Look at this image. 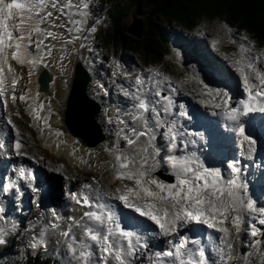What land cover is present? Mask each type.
<instances>
[{
    "label": "snow or ice",
    "instance_id": "obj_1",
    "mask_svg": "<svg viewBox=\"0 0 264 264\" xmlns=\"http://www.w3.org/2000/svg\"><path fill=\"white\" fill-rule=\"evenodd\" d=\"M91 5L92 0H0V105L7 107L9 99L12 104L17 99L24 102L30 99L23 93L17 96L16 87L22 77L17 75L11 62L29 66L28 77L31 78L33 70L45 62L46 56H51L54 48V45L49 46L51 41L62 40L66 46L77 40H87L86 32H97L95 25H88ZM100 22L97 18L96 24ZM244 39L247 41V37ZM85 46L80 44L81 48ZM234 65L248 93L243 109L249 111L255 104H264V51L254 52L251 42L241 44L240 57ZM149 71L152 75L147 79L137 77L134 81L136 90L132 96L138 101L134 106L137 111L130 120L119 121L122 127L117 135L124 144L111 165L116 181L131 183L114 186L110 194L103 191L95 176L92 183L83 185L88 191L75 195L76 203L87 209L74 222L81 230L79 236L71 229L62 232L68 238L66 247L71 256L76 264H144L145 260L147 264H233L234 261L236 264H264V209L259 210L260 218L245 226V212L254 210V205L243 198L244 185L238 181L240 168L231 164L228 166L230 174L226 175L220 169L175 154L176 136L171 127L167 133L168 152L161 156L159 148L153 149L157 132L165 135L161 130L167 122L162 116L172 107V99L160 90L161 84L167 83L170 91L176 89L167 76L161 79L159 71ZM33 104L28 105L31 116L38 125L43 122L42 134L51 135L48 117L42 115L45 104H36L35 100ZM222 104L226 105L227 101L215 107ZM13 115L20 113L17 111ZM225 115L237 120L239 111L230 110ZM8 124L15 128L11 119ZM239 132L248 140L243 125ZM56 135L59 137L62 133ZM4 146L0 141V149ZM14 146L17 155L26 154L21 151L25 144L18 131ZM81 162L87 163L82 158ZM161 162L171 169L173 180L170 183L161 182L152 175ZM113 200L158 226L155 235L174 239L167 242V248L153 250L146 239L142 242L136 231L122 226L121 217L113 210ZM53 217L61 219L55 211ZM191 222L206 225L219 234L215 240L208 238L217 253L216 258L210 257L201 240L180 233L179 229ZM51 226L57 227L54 223ZM242 231L254 239L242 245L236 257L235 239ZM7 235L0 233V245L8 242ZM30 247H47L43 233L30 242ZM257 247L255 255L259 259L253 258V253L248 251Z\"/></svg>",
    "mask_w": 264,
    "mask_h": 264
},
{
    "label": "rangeland",
    "instance_id": "obj_2",
    "mask_svg": "<svg viewBox=\"0 0 264 264\" xmlns=\"http://www.w3.org/2000/svg\"><path fill=\"white\" fill-rule=\"evenodd\" d=\"M121 5L123 7L118 8L114 13V16L119 15L121 16V19L123 18L121 24L118 23L117 26L121 29H124L125 33L131 38L137 39L135 33L138 30L134 29L133 31L135 33H132V35L128 32V28L131 27L132 23L135 22L139 25V19H142L144 22H142V25L144 24V32L146 31V19L143 13L145 11L144 9H141L140 12H136L135 9H130L128 7L126 0H92V5L90 8L92 15L88 19V25H95L98 30L94 34L88 33L90 40L85 42L86 46L83 47L80 52L76 50L78 48V43H76L75 41L68 44L69 47H67V49L62 47L57 48V51L55 48H53L51 56H46L45 62L35 68L31 78L28 77L29 70H27L25 67H20L18 69V66H15L17 67L16 71L18 70L17 72H20V77H22V79L19 81V84H17V96L22 93L26 94L27 97L30 98L27 100L30 104H33V100H35L36 104L43 102L46 107L42 115L48 117L47 123L51 125V135L46 136L52 139L53 142L59 141L60 144L69 145L68 148L75 152V155H72L73 158H76L78 160L79 165L77 166L72 165L71 161L67 159L64 160V156H61V162L65 164L66 170L71 173L75 172L73 174L77 175L76 178L80 176V174H82L81 178L83 181H80L81 185L82 183L83 185L85 183H92V178L95 176L99 181L103 191L109 194L112 192L114 186L120 187L123 183H131L127 181H116L114 179L113 169L111 165L114 161V156L119 153L124 144L122 139L117 135L119 129L122 127L119 121L130 120L131 116L134 115L137 111V109L134 107L137 100L132 96V93L136 90L134 81L137 77H143L147 79V77L152 75V72L149 71L150 69L159 71L162 74L161 79L163 76H167L171 82L172 87H174L176 91H170L167 83H162L160 90L165 95L171 94L170 92H172V95L173 93L175 94L174 98H171V96L170 98L172 99L173 105L178 106L179 110L186 107L184 105H186V103L188 102V108L184 111V118H195L194 113H196L197 115L203 114L204 111H200V108L203 109L205 107H215V105L213 106L212 104L210 106H206L207 100H209V98H207L205 91H203L205 85L210 81L212 82V86H215L214 81L216 80V78L211 74V69L216 72H220L217 74V77H220V79H217L218 83H222L224 81V79L221 80L222 77H225L226 75L230 76V83H233L235 85L234 87H236L237 85L239 91H243V93L241 94L238 93L239 97L241 95H243L244 97L246 96V94L248 95V93L243 80H241V77L236 70V66L234 65V61L239 59L240 57V45L251 42L254 52L259 53L261 51H264L260 50L258 46L256 47L251 36L247 34V32H236L222 20L214 19L212 21H209L204 19L199 23L198 28L192 32L187 31L183 26H180L178 24H173L172 26L163 24L162 26L166 28H164L163 32L166 35V43L168 44V48L160 50L161 56L158 59L151 60L139 49L125 50L123 45H116L118 41L116 40V36L114 35V28L110 18L112 16L111 14L114 7H119ZM95 17L100 19L101 22L99 24H96V21L95 23H93V19ZM108 33L112 34V38L110 40H108ZM245 37H247V41H245ZM139 39L140 38H138L137 40ZM77 41L82 42V40ZM163 42L165 41L163 40ZM49 46L51 47L52 45L50 44ZM197 56H199V60L201 61L198 60ZM77 62L83 64L85 69L91 74V77L95 76L96 81H92L89 83V86L87 88V95L91 100H95L102 105V111H99L97 122L103 130L105 140L95 149H88L80 140L72 138L68 134L67 128L64 124L63 112L72 86L74 65H76ZM117 65H119V67H117ZM44 66L47 67L55 77L54 82L52 83V87L50 86L51 94L54 93L51 96H48L47 94H40V92L37 91L34 85L29 84L35 82L37 83L36 78L38 77V75L36 71L39 72V69H42ZM119 68L122 70L120 71ZM206 71L207 74H205ZM198 75L204 78V82L198 80L197 82H193L195 80L193 77H197ZM96 82H98L99 85ZM118 91H120V93H118ZM221 97V94L218 95V99H221ZM234 97L233 100H235ZM173 100H175V102H173ZM8 101V108L6 107L5 118L9 120L10 118H13V116H16L13 115V112L20 111L23 116V123L25 126L22 125L21 128L17 127L18 131L27 134L28 132H30L31 127L34 128L35 136H32L33 138H31L33 142H31V145L29 144V146L25 149L23 148V150L27 152V156L30 157L28 162H30L31 164H35L34 160L37 161V159L39 158V156L36 157V152H38V149H40L41 151H39V155L45 156L47 158V160L45 161V165H47V167H51V169L55 171L58 170V172L63 174L61 164L52 165L55 163V160L58 159L54 157V154L53 156L51 154L55 145L52 147V144L51 146L48 144V137H46L45 143L43 145L40 143L41 140L37 134L40 129L38 128L39 125L37 123L32 124V121L34 120L33 117H31V119L28 118L30 111L28 109H24V106V108H22L24 101H20L19 99H17V103L15 104H12L10 99ZM177 101L181 103V105L177 104ZM161 103L163 104L162 101ZM164 103H166V101H164ZM20 104H22L21 110H18ZM33 106H35V104H33ZM222 106L224 109H226L227 105L222 104ZM231 106L232 105H230L226 110H228ZM11 107L13 109L12 112H10ZM173 110L174 109L171 108L168 114H164L162 116V119L167 122L166 124H168L167 120L171 117L169 115L176 112V109L174 111ZM228 111H230V109ZM206 117L207 120L211 119L209 114H207ZM199 121L201 122V126L203 127H212L211 123H216L215 121H213L206 124L202 120ZM166 124L165 127L161 130L163 133H165V135L162 136L160 132H157V138L153 142V149L159 148L160 150H162V148L164 149L165 145L169 148V136L167 135V133L170 127L172 128V131L176 128V122H169V124L172 126L168 128L166 127ZM179 127L180 129H182V127L184 126L181 124L179 125ZM233 127L235 128V125ZM185 129L187 131H189V129H192V132L196 130L195 128ZM8 131L10 132V128L8 129ZM57 132L62 133V136L58 137L56 135ZM21 140L25 141L26 138L21 137ZM61 141H64L65 143H61ZM28 143H30L29 140ZM204 146L206 147V145ZM184 147L186 146H183V150ZM45 148H49L51 151ZM196 149L197 147H195V150ZM180 152L179 154H175L190 158V156L188 155H183L185 152ZM165 154L166 153H164L163 151L160 152L161 156H164ZM81 158L84 161H87V163L81 162ZM157 159H159V157H157ZM190 159L197 161L204 166H208L211 164L213 168L216 167L217 169L224 168L227 165L228 161H222L223 165L225 166H222V164L217 165L209 159L207 162L205 157L201 154L194 155ZM158 171L170 175L172 177L170 182H172L173 176L171 174L170 167L161 162L155 167L152 173V175L159 181L170 183L160 180L156 175ZM222 172L224 173V171ZM65 176L66 179L63 180L64 182L75 179L74 176ZM255 178L257 179L256 176ZM251 180L253 181V179ZM251 180L248 181L250 185L247 184L245 179L243 180L244 183H242L248 190L250 188V191L255 190V192L257 193L255 197L251 196L252 199H249V195H247L244 190L242 191L245 201L247 202V200L249 199L248 201L254 205V210H248L249 213H247V211L245 212V214H249V216L247 217L245 215V226L249 225L252 222H255L258 218H260L259 210L262 209V207H260L261 203H258L256 205L255 201L257 196L259 197V199L261 198L262 194L264 193V188L262 186H257L258 184H256V186H253ZM83 185L80 188H82ZM61 186L64 189L63 184ZM84 190L88 191L86 189ZM3 191L4 190L0 188V192ZM73 191H76V189ZM59 192L60 194L65 195V197H61V199L64 200L67 197V193H69L70 191L65 192L64 190H59ZM35 197L39 199V196ZM262 200H264V198ZM111 204L113 206V210H115V207L117 206L126 208L119 201L113 200L111 201ZM63 207V212L66 213L67 216L58 220L59 224H56L57 227L51 226L53 222H57V220H54V218L52 219V217L51 219H45V217L42 216L46 213V211L44 212L43 209L41 212L42 217H40V219H37V222H29V225H33L28 229L27 234L24 233L23 230L20 232V234L18 232H13V230H9L8 232H6L8 233V235L5 238L8 242L5 245H0V261H6L7 263L11 264H19L21 262V258L23 257H28L30 255H44L47 256V258L52 262L55 261V263L68 264L69 260H71L72 264H76L75 259H73L71 253L69 252V249L66 247V241L68 238L64 237L62 235V232L71 229L74 235L79 236L81 230L80 228L75 226L74 222L80 219H78L77 217L79 213L80 215L83 213V208L81 207L82 210L74 208L70 200ZM8 209L4 210V213L7 216V213L9 212ZM34 210H37V208H34ZM9 217L10 216H8V218ZM8 222L6 224H8ZM60 224H64L65 226ZM189 224L192 225L193 222ZM184 228L186 229L188 227ZM0 233H4V230L0 231ZM41 233H43V238L47 242V247L32 249L30 247V242L33 241V239H39ZM9 236L16 238L10 239L8 238ZM151 236L153 237V235ZM145 239L146 238H144V240ZM253 239L254 238H252L250 235H246L245 232L242 231L239 234V238L235 239L234 255L236 257H239L242 251V245H247L248 242L252 241ZM20 243H22V245L19 248L18 245ZM248 251L250 253H253V258L259 259V257L255 255L258 251V247L255 249L249 248ZM212 258L216 257L212 256ZM93 259H95V257ZM233 264H236V262L234 261Z\"/></svg>",
    "mask_w": 264,
    "mask_h": 264
},
{
    "label": "bare ground",
    "instance_id": "obj_3",
    "mask_svg": "<svg viewBox=\"0 0 264 264\" xmlns=\"http://www.w3.org/2000/svg\"><path fill=\"white\" fill-rule=\"evenodd\" d=\"M141 25H142V22L140 21L138 26L141 27ZM197 58L199 60V56H197ZM199 61H201V60H199ZM11 63L13 64V67L18 66V69L20 67H22V66L16 64L14 61L11 62ZM23 67H25L27 70H29V66L25 65ZM15 68L17 69V67H15ZM17 71H16L17 75L20 76L21 75L20 72H17ZM196 71H197V69H196ZM37 72L38 71H36V73ZM211 74L214 75L213 77L216 78V80L214 81L215 86L220 85L221 83H218V81H217V79H220V77H217L218 73L217 72H213V73L211 72ZM37 75H38V73H37ZM225 77L230 81V76L226 75ZM29 84L34 85V87L36 89L38 88V84L36 82L35 83H29ZM234 86L235 85L233 83H231V87H232L233 90L238 88L237 85H236V87H234ZM16 89H17V87H16ZM47 89H48L47 93L46 92H43V93L47 94L48 96H51L52 95L51 94V88L50 89L47 88ZM170 93L171 94H169L168 96L169 97L171 96V98H174L175 94L173 93V95H172V92H170ZM241 93H243V91H239V94H241ZM40 94H42V93H40ZM247 99H248V95L246 94V96H244V97H243V95H241L238 99H236V100L232 99L230 101L232 106L229 109L230 110H238L239 111V116H238L237 120H230L225 115V112H227L229 109L228 110H225V109L221 110V109H215V108H211V107H205L203 109H201V108L199 109L198 108L200 111H204V112L201 115L200 114L197 115L196 113H194L195 118H190V117L184 118V111L187 110V108H188L187 107L188 106V102L186 103V105H184L186 107H184L183 109H180V110H179L178 106L173 105V103H172V107L171 108H173L174 110L176 109V112H174L173 114L171 113V115H169L171 117H170V120L168 121V124H166L167 128L172 126V125L169 124V122H173V123L176 122V124H175L176 126L175 127H177V126H179L181 124L185 128H194V127L200 126L198 128V131L195 132V133L192 132L191 129H189V131L179 132L176 135L177 149L175 150V153L179 154V152L181 150H183V146L184 145L186 146L185 148L192 147L193 150H195V147H197V149H205L206 147L204 145L207 144L209 149H210V152H211V155L209 156L208 159L210 161H212L213 163H216L217 165L222 164V166H225L222 163L223 160H228V159H233L234 160L236 158L237 154H238V151H239L238 150L239 147L235 144V140H236V138L238 139L240 137V135L236 136L235 133H234V130H232V127L234 125L236 127L245 118L244 111H243V102H246ZM162 102L164 103V101H162ZM173 102H175V100H173ZM75 107H76V105H75ZM7 108H8V105H7ZM12 111H13V109L11 107V111L10 112H12ZM69 112H70V109H69ZM247 112L250 115L255 116L254 118H257V122H258V116L259 115L262 118H264V104H259V103L255 104L252 107V109L247 111ZM207 114L210 115V118H211V119H209L210 121L207 120V117H206ZM199 120L204 121L206 124L211 123L213 121H215L216 123H211L212 127H210V126L203 127V126H201V122ZM260 120H264V119H260ZM221 123H222V125L223 124L226 125L227 132L224 133L222 131ZM184 127H182V128H184ZM38 128H39V126H38ZM8 129H9L8 123L2 124V122L0 121V134H3V140L5 141L4 148L0 149V155L2 154L0 156V158H3L2 160H0V171H2V169L8 170L9 171L8 172L9 180H12L13 178H15L16 182L27 184L28 183L27 180H22L21 178H18V176L16 175L17 166H19L20 164H22L24 162L29 161L30 157L27 156V152H25L23 149L21 150L23 153H26V154H25V156L24 155H18V157L20 158V160L18 162H15L14 160H9V161L6 160V158L8 156H11V155L16 153L15 146H14V141L16 139V135L14 134V132L11 129H10V132L8 131ZM165 130H167V129H165ZM37 134H38V137L41 140L40 143L43 145L45 143V139H46L45 135L41 133L40 129H39V132ZM220 135L222 136L221 140L219 139ZM227 137H228V140H230V143L225 141L227 139ZM20 139H21V137H20ZM192 141H193V145H192ZM255 142H256V147H261V150H263L260 153V158L264 159V145H262L261 143H259L257 141H255ZM194 145H197V146H194ZM239 145H240V149L242 150V152L244 154V160H245L244 163H246V165H247L246 166L247 174H246V176H244L241 173L238 174V181L242 184V183H244L243 180L245 179L247 184H249L248 181L253 179V181L251 180L253 186H256V184H258L257 186H262L264 188V170L259 169L258 166L255 164V162H252V158H253V155H254V152L252 150V148H253L252 143L249 142V141H245L243 144L239 143ZM219 147H221L222 150H217ZM223 148H226L227 152L229 154H226ZM161 151H163L164 153H167L168 152V147L165 145L164 149L162 148ZM183 152H184V150L181 151L180 153H183ZM222 154H226V155H222ZM222 156H225V157H223V159H222ZM6 161H7V163H6ZM262 162L264 163V161H262ZM34 163L36 165L35 164H31V163L30 164L33 165L34 169H36V170H38L41 167V165H42V162H40L39 160H37V161L34 160ZM52 165H55V163L52 164ZM54 171L55 170L51 169V172H54ZM224 173L226 174L228 172H224ZM80 176H82V174H80ZM255 176L257 177V179L255 178ZM63 180H64V178L62 179V181ZM70 181L71 180H68V182H64L63 181L61 184H57L56 187L60 188L59 190H64L65 192H68V191H73L75 189L77 190V188H80L83 185V183H82V185L80 183L79 184L80 186H79L78 183H77V185L75 184L77 186V188H73V187L69 186V182ZM62 184H63L64 189L61 186ZM3 186H4V191L0 192V223H6L8 221V216H10V212L7 213L8 216L6 218H3L1 213L5 209L7 210L9 208V205H11V203L14 201V198L12 197V194H11V190L8 188L7 183H5ZM25 189H26V191H25V193L22 196H24L27 193L33 192V190L31 192L27 191V187ZM243 190L247 193V195H249L248 196L249 199H251L252 197H255L257 195L255 190H251L250 191V188L248 190L246 187H244ZM37 191L40 193L38 196L41 197V195L43 194V190H41V188L39 187V188H37ZM252 191L255 192V195H254V192H252ZM263 192H264V190H263ZM16 195H18V194H16ZM33 195L36 196L35 194H33ZM59 195H60V197H59ZM57 197L58 198H57L56 201L52 202V200H51V204H50V207L48 209L51 208V210L52 209L55 210V212L60 213V217L62 216L61 218H64L67 215L64 212L63 213H61V212L64 209L63 206H65V204H67V202H69V200L67 199V197L64 200L61 199L60 192L57 193ZM263 198H264V193L262 194V196H261V198L259 199L258 202H260ZM40 199L41 200H39V205H40L41 209L39 211L38 210L27 211L25 209L26 210V214L34 213L33 217L36 220L40 219L39 216H41V212L44 209L43 206L45 205V202L42 201V198H40ZM248 200H247V202H249ZM73 207L76 208V209H79V210H82V208H83V212L86 211V209L84 207H82L81 205H78V204H76ZM35 208H36V205H35ZM48 209H44V212L46 211L45 214H47ZM36 213H38V214L36 215ZM247 213H249L248 210H247ZM77 214H78V212H77ZM79 215H80V213L78 214V217H77L78 219L80 218V216L82 214L80 216ZM117 215L118 216H120V215L124 216L125 219L128 220V221L130 219L131 220L134 219L133 223L134 222H136V223L140 222L142 225H145L146 228H152V226L149 224V221L147 219L145 220L143 218H139L140 216L138 214H135V212L133 210L129 209V208L126 209L124 207H119ZM245 215H246V217L249 216V214H245ZM12 216H14L13 213H11V217ZM137 216H139L138 219H137ZM193 224H197V223L193 222ZM189 225H191V224H189ZM128 229H131V228H128ZM187 230H188V228L179 229L180 232L181 231L182 232H187ZM153 237H154V235H153ZM162 237H164V236L163 235H158V239L162 238ZM146 239H147L148 243L150 244V242L152 241L153 238L146 237ZM142 240H144V239H142ZM190 246H192V245H190Z\"/></svg>",
    "mask_w": 264,
    "mask_h": 264
},
{
    "label": "trees",
    "instance_id": "obj_4",
    "mask_svg": "<svg viewBox=\"0 0 264 264\" xmlns=\"http://www.w3.org/2000/svg\"><path fill=\"white\" fill-rule=\"evenodd\" d=\"M113 1V0H110ZM130 9L145 11L146 31L137 40L128 36L124 29L119 28L121 16H114L115 11L123 7H114L111 22L118 43L126 49H139L151 60L161 56L160 50L168 48L164 35V26L178 24L188 31H193L199 23L206 19L222 20L237 31L247 32L256 47L264 50V0H126ZM144 23V22H143ZM166 29V28H165ZM144 34V35H143ZM112 34L108 33V40ZM163 40L165 42H163ZM20 264H59L47 256L32 255Z\"/></svg>",
    "mask_w": 264,
    "mask_h": 264
},
{
    "label": "water",
    "instance_id": "obj_5",
    "mask_svg": "<svg viewBox=\"0 0 264 264\" xmlns=\"http://www.w3.org/2000/svg\"><path fill=\"white\" fill-rule=\"evenodd\" d=\"M134 29L138 31L135 33L133 31ZM128 32L130 34L135 33L137 39L141 38L142 29L136 22L132 23L131 27L128 28ZM50 80L51 78H49L46 73H43L40 76V88L43 92H47ZM90 80L91 78L84 70L82 64L77 62L75 65L71 90L64 109V115L66 116L65 125L70 133L73 136L81 137L85 141L86 146L94 148L105 140V136L100 125L96 121L100 107L87 95V87ZM157 176L167 182L171 181L169 176H165L160 172L157 173Z\"/></svg>",
    "mask_w": 264,
    "mask_h": 264
}]
</instances>
